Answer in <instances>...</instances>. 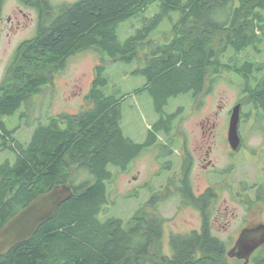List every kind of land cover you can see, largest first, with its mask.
Wrapping results in <instances>:
<instances>
[{"label":"trees","instance_id":"trees-1","mask_svg":"<svg viewBox=\"0 0 264 264\" xmlns=\"http://www.w3.org/2000/svg\"><path fill=\"white\" fill-rule=\"evenodd\" d=\"M156 2L161 3L160 13L142 18ZM53 8L55 16L24 44L20 66L0 89V152L15 155L14 161L0 162V229L57 184L70 185L74 194L30 240L0 256V264H264V245L249 263L229 261L227 244L205 233H172L168 255L163 221L145 209L127 222L114 215L101 217L110 203L113 170L125 171L155 145L158 133L169 142L174 139L169 134L179 111L165 110L172 97L191 93L196 99L209 78L228 71L241 79L243 100L251 98L261 109L264 124V63L248 54L250 48L259 51L264 42V0H77ZM139 17L142 25L121 40L120 25ZM165 21L171 25L170 40L156 45L148 38ZM88 49L124 63L138 59L140 49H149L145 66L135 71L146 75L147 82L134 92L149 91L156 101L160 117L150 131L152 138L141 143L125 135L121 101L129 94L106 92L110 80L101 63L95 67L85 109L50 116L37 125L29 142L19 140L18 126L9 127L6 118L15 115L39 85L51 81L53 70ZM79 169L90 177L75 183L70 174ZM185 198L195 201L190 194Z\"/></svg>","mask_w":264,"mask_h":264},{"label":"rangeland","instance_id":"rangeland-1","mask_svg":"<svg viewBox=\"0 0 264 264\" xmlns=\"http://www.w3.org/2000/svg\"><path fill=\"white\" fill-rule=\"evenodd\" d=\"M75 1L77 0H50L52 7ZM161 9V3L156 2L141 17L151 18L155 14L160 13ZM7 14H11V10L8 9ZM53 14H56V12L54 11ZM53 14L52 17L55 16ZM178 15V12L172 13L173 18H177ZM142 18H133L123 22L119 27L120 39L125 40L133 34L136 28L142 25ZM49 20L50 17L47 20L45 19L43 24L49 22ZM170 29V23L165 21L152 32L148 39L154 40L156 45H167L170 40L168 35ZM7 32L8 30L6 29L4 31V38L0 42V48L8 52L6 59L9 58L11 53V46L8 44V38L5 37ZM20 34L22 35L13 38V43L22 37L29 38L34 33L31 29H25ZM16 44L17 42L14 45ZM258 49L259 51L250 48L248 54L258 63H264V42ZM148 50L140 49L139 58L130 63L111 62L105 53H100L93 49L72 55L67 59L63 67L52 71V74L54 73L55 75L51 78L53 82H51L50 86L42 90L41 94L31 98L29 97L30 99H27V103L23 108H20L12 117L6 118L8 126L11 128L18 126L16 137L23 142H29L37 125L41 122H46L48 117L61 113L75 114L85 109L88 106L86 103V95L90 91L95 78V67L98 64L104 63L106 64V74L110 80L108 86L105 88L106 92L114 93L118 90L120 93L129 94L121 101L123 111L122 127L125 135L137 142H147L152 138L150 131L153 129L160 115L156 108V101L149 91L138 94L134 90L147 82L146 75L135 73V71L145 66L144 53ZM1 68L0 81L3 77V68ZM220 75V77L219 74L218 76L214 75L215 77L213 79L209 78L210 81H208L210 83L206 86L202 95L196 98V100L193 99L191 93L180 94L178 97H172L169 100V103L165 106V110L169 113L179 111L178 118L173 124V130L169 134V138L178 140L180 138V140L189 139L194 143L201 142L204 138L202 123L204 119H207L206 117L210 118V125L213 126V123L216 124V130L222 129L225 120L227 121V110L243 94L241 93L242 86L239 85L241 79L237 75L228 71H222ZM193 105H195V112L191 111ZM219 105L222 107L218 108ZM180 106L183 108L178 109ZM216 110L220 112L217 116L216 114L214 115ZM257 123L255 124L259 126L262 124L260 120ZM207 129L208 127L204 130L207 131ZM242 130L246 134V139H248L250 145H256L263 139L262 134H259L254 128L249 129L247 123L243 124ZM156 137L158 141L164 142L170 147L168 137L163 132L158 133ZM178 143L176 142V147ZM175 154L178 157L173 155L172 159L176 163H180L178 153ZM156 156H159L157 150L150 148L136 158L125 171L113 170L116 177L108 187L110 203L106 205L107 211L101 217L114 215L127 222L140 209H145L163 221L164 251L166 254L172 255L169 240L171 233H183L193 227H199L201 222L200 213L195 209L193 203L189 202L185 197H180L176 191H169L167 188H162L161 191L160 185L167 184L173 175L167 169H158L159 165L157 164L158 160L155 159ZM218 157L219 155L216 156V160L219 165H225L227 163L226 158L221 160ZM7 158L14 161L15 155L8 150L1 151L0 162ZM252 162L249 159L243 158V156L239 159L237 166L240 168L233 174L236 181L242 178L250 179L252 177L254 172ZM177 171L178 165H175L174 173L177 174ZM70 175L75 183H79L90 177L89 172L84 169L76 170ZM197 181L200 184L197 186L198 189H203L205 184L200 179ZM197 181H195L196 184ZM154 191L157 193L161 191L162 194L158 197L157 206H146L150 193ZM225 197L229 198V193L223 196V198ZM248 198L251 199L250 196ZM234 204L231 203V205ZM244 209L238 205L237 210L241 216L244 215ZM260 213V218L263 220V210ZM217 230L220 231V229ZM232 246V243H227L228 248ZM232 260L229 257V261Z\"/></svg>","mask_w":264,"mask_h":264},{"label":"flooded vegetation","instance_id":"flooded-vegetation-1","mask_svg":"<svg viewBox=\"0 0 264 264\" xmlns=\"http://www.w3.org/2000/svg\"><path fill=\"white\" fill-rule=\"evenodd\" d=\"M8 5L10 6L8 7ZM8 9L11 10L9 15L7 14ZM54 11L50 1L0 0V42L4 38V31L7 29L8 32L5 37L8 38V44L11 46L8 59H6L8 52L0 48V67L3 68L0 89L8 83L11 70L20 66L18 62H20L19 59L24 44L39 32L45 19L52 18ZM25 29H31L34 34L29 38L22 37L18 39L17 44L14 45L16 42L13 43V38L22 35L20 33L24 32ZM54 75L53 73L52 77ZM51 82L53 81L39 85L35 94L31 95L30 98L41 94L42 90L50 86ZM243 96L237 98L234 105L227 110V121L225 120L221 130H216L215 123H213V126L210 125V118L206 117L207 119H204L202 123L204 138L201 142L194 143L189 139L180 140L181 138L179 140L173 139L172 142H169V150L164 151L162 149L163 145L168 144L156 140L155 145L151 147L155 148L159 155L155 158L158 160V169H167L173 175L167 184L160 185L161 191L162 188H167L169 191H176L180 197L192 195L195 200L193 205L200 213L201 222L199 227H193L183 233L172 232L173 234L186 235L194 233L202 237L205 233L212 239L226 244L232 243L233 246L241 238L243 242H258L261 240L262 233L260 229L264 228V219L260 218V211L263 210L264 213V124H260L262 127L255 124L259 120L261 109L254 107L251 98L248 102H245ZM26 103V101L22 102L20 108H23ZM237 104H241L239 124L241 141L238 148L234 149L228 135L232 112ZM219 107L222 106L219 105ZM182 108L181 106L178 107V109ZM191 111L195 112V105H193ZM219 113V110H216L214 115L217 116ZM244 123L249 125V129L254 128L259 134H262L263 139L258 144H249L246 134L242 130ZM206 127H208V134L204 130ZM176 142H179L177 147L175 146ZM175 153H178L180 163H176L172 159L173 155L177 156ZM217 155L221 160L226 158L227 163L219 165L216 160ZM242 156L251 160V162L253 161L254 172L250 179L242 178L236 181L233 174L240 168L237 164ZM175 165H178L177 174L174 173ZM198 179L205 184L201 190L197 187L200 185ZM195 181H197V184ZM161 191L159 193L156 191L151 192L146 206H157L158 197L162 195ZM227 193H229V198H223ZM249 196L251 199L248 198ZM231 203L235 204L231 205ZM238 205L245 208L242 216L237 210ZM217 229H220V231ZM232 247L228 248V251Z\"/></svg>","mask_w":264,"mask_h":264},{"label":"water","instance_id":"water-1","mask_svg":"<svg viewBox=\"0 0 264 264\" xmlns=\"http://www.w3.org/2000/svg\"><path fill=\"white\" fill-rule=\"evenodd\" d=\"M241 104H237L232 112L229 140L234 149L240 145L239 134ZM74 194L68 184H57L51 190L40 194L24 209L13 216L0 229V256L7 254L15 245L30 240L38 229L56 214L58 208ZM261 240L243 242L242 238L229 250L231 258L245 259L250 262L252 254L264 244V228L260 229Z\"/></svg>","mask_w":264,"mask_h":264}]
</instances>
